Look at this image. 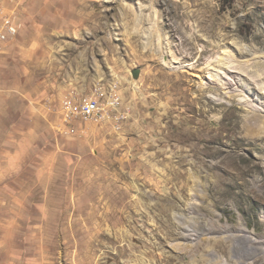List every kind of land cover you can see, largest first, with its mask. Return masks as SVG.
<instances>
[{
  "label": "rangeland",
  "instance_id": "374dc122",
  "mask_svg": "<svg viewBox=\"0 0 264 264\" xmlns=\"http://www.w3.org/2000/svg\"><path fill=\"white\" fill-rule=\"evenodd\" d=\"M5 17L0 264H264V134L245 128L264 0H0ZM111 89L113 115L71 133L63 100Z\"/></svg>",
  "mask_w": 264,
  "mask_h": 264
},
{
  "label": "built area",
  "instance_id": "2783aa9c",
  "mask_svg": "<svg viewBox=\"0 0 264 264\" xmlns=\"http://www.w3.org/2000/svg\"><path fill=\"white\" fill-rule=\"evenodd\" d=\"M17 27L13 19L3 18L0 26V42L16 33ZM120 100L119 95L111 89L107 94L97 92L89 95L66 97L62 102V115L67 122L69 131H76L77 121L96 122L103 118H109L114 113ZM112 114V115H111ZM115 123H119L120 117L114 115Z\"/></svg>",
  "mask_w": 264,
  "mask_h": 264
},
{
  "label": "bare ground",
  "instance_id": "6f19581e",
  "mask_svg": "<svg viewBox=\"0 0 264 264\" xmlns=\"http://www.w3.org/2000/svg\"><path fill=\"white\" fill-rule=\"evenodd\" d=\"M230 52H232V54H228V56H226L225 58H227V60H232V58H233V56L235 55V57H238V56H240V55H242V53H243V50L242 49H240L239 47H237V46H233V47H231V49H230ZM255 52H253L252 54H254ZM246 88V90H249L250 91V86H246L245 87ZM259 101L261 102V103H264V96H259ZM246 129H247V131H249V133L250 134H255V135H261V134H264V115H259V114H255V113H250L247 117H246V127H245ZM217 137L220 139V135L219 134H217ZM236 145H239L240 144V142H236L235 143ZM171 175L173 176V177H176V178H178V177H180L181 176V173L179 172V171H177V168L176 167H174L172 170H171ZM192 180H194V179H192ZM184 184H185V182L184 183H179V181H178V187H183L184 186ZM187 188L189 189V190H192V189H194V190H197V189H195L196 187H192V186H187ZM222 231V230H224L223 228H219V231ZM214 232V231H213ZM216 232H218V230L217 231H215V233ZM239 232H243L242 230H239ZM238 234V233H237ZM187 236V235H186ZM185 236V237H186ZM242 236V235H241ZM213 237H216V235L215 236H213ZM248 237V236H247ZM217 238V237H216ZM234 238V237H233ZM232 240V239H231ZM250 241H254V246L256 247V248H262V247H264V239H249ZM241 241V240H240ZM252 241V242H253ZM252 244V243H251ZM247 248V247H246ZM250 249V248H249ZM245 250V249H244ZM250 251V250H249ZM248 252V251H247Z\"/></svg>",
  "mask_w": 264,
  "mask_h": 264
},
{
  "label": "water",
  "instance_id": "95a60500",
  "mask_svg": "<svg viewBox=\"0 0 264 264\" xmlns=\"http://www.w3.org/2000/svg\"><path fill=\"white\" fill-rule=\"evenodd\" d=\"M131 72H132V75L135 77L138 75V69H133Z\"/></svg>",
  "mask_w": 264,
  "mask_h": 264
}]
</instances>
